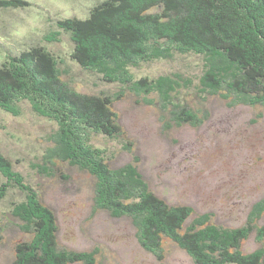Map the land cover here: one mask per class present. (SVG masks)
<instances>
[{
    "label": "rangeland",
    "instance_id": "1",
    "mask_svg": "<svg viewBox=\"0 0 264 264\" xmlns=\"http://www.w3.org/2000/svg\"><path fill=\"white\" fill-rule=\"evenodd\" d=\"M32 1L31 8L0 10V46L4 47H0V66L11 67L8 62L14 55L38 46L62 56L59 75L73 89L87 94L123 93L114 110L124 133L106 138L85 130L81 120L70 118L59 103L40 95L34 101L18 97L0 105V152L14 164L13 173L5 171L6 179L0 173V184L8 183L0 198V264H13L17 246L34 239L31 218L12 206L14 201H24L16 174H21L54 211L59 249L83 258L74 264H89L91 258L93 264H194L186 251L168 239L163 240L161 251L145 248L142 228L135 227L142 215L130 217L111 208L105 201L106 183L102 176H95L98 168L69 158L65 144L72 143V135H79L82 142L97 147L90 153L93 163L107 157L112 180H131L136 191L148 189L169 204L188 206L195 216L208 212L217 225L240 227L264 197V103L250 106L254 98L236 91L233 80L237 73L228 71L229 64L220 55L201 56L199 69L194 66L196 57L184 51L168 60L136 65L132 73L116 62L83 69L68 57L74 46L72 37L57 20L86 14L103 0ZM245 26L236 28L244 40V46L240 45L251 53L258 45L248 40ZM15 46L19 52L5 49ZM163 49L153 56L166 57L168 52ZM175 72L192 82L201 76L199 90L195 86L189 91L186 81L169 77L160 87L159 98L138 92L136 78ZM204 74L211 75L218 85L207 81ZM114 77L121 83L99 81ZM167 88L171 94L166 93ZM203 90L207 91L206 106L201 104ZM47 104L65 112L66 117L55 114ZM187 107L194 117L185 123ZM15 181L18 185L12 186ZM33 201L24 208L33 210ZM11 209L16 217L10 214ZM262 226L264 215L254 222L244 252L260 246L256 236ZM262 242L264 245V238Z\"/></svg>",
    "mask_w": 264,
    "mask_h": 264
},
{
    "label": "trees",
    "instance_id": "2",
    "mask_svg": "<svg viewBox=\"0 0 264 264\" xmlns=\"http://www.w3.org/2000/svg\"><path fill=\"white\" fill-rule=\"evenodd\" d=\"M32 3L35 2L0 0V10L31 8ZM243 23L248 25L245 26L247 29L244 28L248 40L258 45V48L253 47L251 53L240 45L244 46V40L236 26ZM57 24L72 37L74 46L68 57L83 69L90 70L116 62L122 63L132 73L136 65L141 67L143 64L168 60L179 51L189 52L196 57L198 63L194 66L199 69L201 56L207 53L220 55L229 64L228 71L233 75L237 73L234 75V79H237L233 80L236 91L254 98L250 106L264 103L260 102L264 98V0H103L94 4L86 14L58 19ZM162 47L168 52L166 57L153 56ZM5 49L8 53L20 51L17 46ZM61 59L62 56L42 46L22 50L13 56L12 61L9 58L12 63L7 62L11 67L0 66V105H7L11 99L18 97L34 101L40 95L48 102L59 103L70 118L73 116L75 121L81 120L85 130H93L106 138L124 133L114 110L115 102L122 98L123 93L87 94L73 89L59 75ZM179 73L158 75L155 78L145 74L136 78V85L140 86L138 92L159 98L162 92L160 87L166 85L169 77L186 81L189 91L194 90L195 86L199 90L201 76L192 82ZM204 75L207 81L218 85L211 75ZM119 80L115 77L99 79L105 83L120 84ZM168 90L166 93L171 94ZM202 93L204 99L201 104L206 106L207 91L203 90ZM194 94L191 93L192 96ZM48 105L55 114L62 113L65 116L62 110ZM187 108L189 116L184 120L185 123L194 117V112ZM79 137L74 134L72 143L67 141L65 144L67 156L87 164L90 162L98 168L95 176L103 177L106 183L105 201L111 208L120 210L123 215L126 212V216L130 217L142 215V221L135 227L138 230L139 226L142 228L141 239L145 248L161 251L163 240L168 239L186 251L194 264H264V226L256 236V240L261 242L260 246L249 253L244 252L243 248L254 233V222L264 215V197L251 209L249 219L240 227L217 225L211 213L195 216L194 210L188 206L169 204L148 189L136 191L131 180H112L111 167L105 161L107 157L97 164L93 163L94 155L90 153H94L97 147L86 140L82 142ZM73 148L77 149V154ZM13 167V162L0 152L2 177L7 178L6 172L13 173ZM82 167L84 169L86 165ZM15 176L18 177L17 183H20L25 202L14 201L12 206L24 215H29V223L32 224L30 233L34 234V239L17 246L13 264H74L83 260L80 254L59 249L54 211L21 174ZM17 183L15 181L12 186ZM7 184H0V198L5 196L6 190L3 192V189L8 187ZM30 200H34L33 210L24 208ZM10 214L17 216L12 209ZM158 258L160 260L162 256ZM90 261L89 264H93L92 258Z\"/></svg>",
    "mask_w": 264,
    "mask_h": 264
}]
</instances>
